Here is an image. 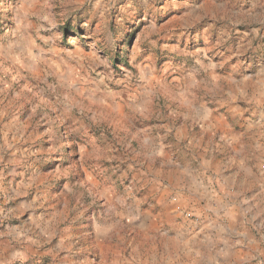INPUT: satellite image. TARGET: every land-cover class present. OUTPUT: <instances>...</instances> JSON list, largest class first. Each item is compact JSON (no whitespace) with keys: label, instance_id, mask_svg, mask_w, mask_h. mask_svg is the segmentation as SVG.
<instances>
[{"label":"rangeland","instance_id":"1","mask_svg":"<svg viewBox=\"0 0 264 264\" xmlns=\"http://www.w3.org/2000/svg\"><path fill=\"white\" fill-rule=\"evenodd\" d=\"M0 264H264V0H0Z\"/></svg>","mask_w":264,"mask_h":264},{"label":"crops","instance_id":"2","mask_svg":"<svg viewBox=\"0 0 264 264\" xmlns=\"http://www.w3.org/2000/svg\"><path fill=\"white\" fill-rule=\"evenodd\" d=\"M213 236V235H212Z\"/></svg>","mask_w":264,"mask_h":264}]
</instances>
